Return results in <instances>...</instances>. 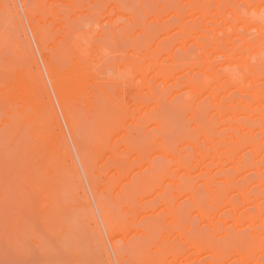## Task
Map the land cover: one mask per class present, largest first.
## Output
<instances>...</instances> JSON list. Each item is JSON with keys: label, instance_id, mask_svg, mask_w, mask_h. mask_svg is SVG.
I'll list each match as a JSON object with an SVG mask.
<instances>
[{"label": "rangeland", "instance_id": "rangeland-1", "mask_svg": "<svg viewBox=\"0 0 264 264\" xmlns=\"http://www.w3.org/2000/svg\"><path fill=\"white\" fill-rule=\"evenodd\" d=\"M0 264H264V0H0Z\"/></svg>", "mask_w": 264, "mask_h": 264}]
</instances>
